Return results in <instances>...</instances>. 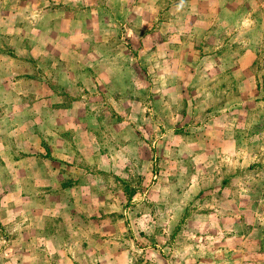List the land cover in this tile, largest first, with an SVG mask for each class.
I'll list each match as a JSON object with an SVG mask.
<instances>
[{
	"label": "rangeland",
	"instance_id": "rangeland-1",
	"mask_svg": "<svg viewBox=\"0 0 264 264\" xmlns=\"http://www.w3.org/2000/svg\"><path fill=\"white\" fill-rule=\"evenodd\" d=\"M0 264H264V0H0Z\"/></svg>",
	"mask_w": 264,
	"mask_h": 264
}]
</instances>
